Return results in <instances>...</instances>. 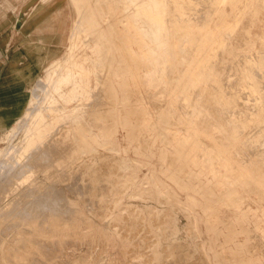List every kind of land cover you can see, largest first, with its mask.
<instances>
[{
	"label": "rangeland",
	"instance_id": "1",
	"mask_svg": "<svg viewBox=\"0 0 264 264\" xmlns=\"http://www.w3.org/2000/svg\"><path fill=\"white\" fill-rule=\"evenodd\" d=\"M101 1L96 2L95 0H93L91 4L92 6L94 5L100 7L102 5L100 4ZM33 2L38 5L37 9L29 14L25 13L26 11H28V9L22 10V5L27 6L28 4ZM83 2H85V0H83ZM83 2L78 1V5L81 9H84V7H87V5L89 4V2L86 1L87 5L85 4L84 6V4L82 5ZM20 3L21 0H12L11 5H19L10 7L6 5L5 0H0V121H5V124L3 126L4 128H8L10 126V129L13 128L16 132L20 131L19 126L22 121H20L19 118L21 116V111L25 106V99L29 96L30 90H34L35 88L36 93L42 92L41 86H38L39 83H36L38 81L35 79L38 76L42 77L43 75H45V73L42 69V66H34L35 59L40 61V59H38L37 57L38 55H41V57L44 56L45 60H48L50 57L49 51L50 49L55 47V43L63 44L66 42L71 22L62 26L63 23L61 22H63V20H60L59 11L65 13L64 15H62V18L65 21H68L69 18L72 17L69 7L73 5L68 0H29L28 3L24 2V4L22 5ZM55 6L57 7L54 9V11H50L46 22H50L51 15H56L51 25L56 26L57 28L53 29L48 27H37V29L35 30L37 19ZM244 6L245 2L243 1L241 9H243ZM244 17H242L240 20L241 28L238 24V28H236V30L238 29L239 31H236L231 39H234L233 41H235L236 47L239 48L245 47V30L247 29V27L251 26L252 21L250 15H246ZM247 18H250L248 19V22ZM245 25L247 26L245 27V29H243V26ZM14 26H17L18 30L14 31ZM256 32L260 31L256 30ZM41 39L44 40L45 47L43 49L37 46L38 44H41ZM232 45H234V42L232 43ZM101 51L103 56L105 50L102 49ZM227 55L229 54H224L225 57H228ZM110 56L111 55L104 57L105 59H109ZM105 64L106 65L101 66L102 70L100 68L98 71V75H102L101 77L104 79V83L98 81L97 84L92 88L90 94L87 95L84 100H77V106H75V108L65 111V113L58 121V126H56L48 136L49 139L47 138L46 141L48 143L49 151L46 157L47 159L49 158V161H46H48L49 164L48 162H44L45 164H34V166L32 165L33 167L30 166V170H27L26 176L24 178L27 180V182H25L24 179L19 181L18 186L20 188H28L32 185L33 181H41V184L39 182L37 183V185H41L40 187L39 185L37 186L40 191L43 188L42 184L44 186L47 183L49 184L47 185L48 188L46 186H44V188L49 189V186L52 185V188L55 185L57 186V188H59V190H56L57 188L53 187L54 189L52 188V190H50V188L47 194V190L44 191L45 194L41 193L40 195H38V198L39 200L40 198L43 199L42 201L44 202L46 199L47 200L45 203H40L42 202L40 200V205H37L39 208H33L32 211L28 208L29 206L27 205V208L23 209V211H26V213H29V215L22 212L21 214L25 215L21 216V218L20 215H17L18 218H16L17 216H13L10 218V221L12 222H9V220L7 221L10 225L6 223L5 226H0V239L2 238V240H0V257H2L3 261L1 260V258L0 260L4 264H14L13 261L15 260L16 263L19 260L23 261L20 263L18 262L19 264H35L36 262L38 264L44 262L46 264H174L175 262H178V259L180 261L177 264H185L186 262V264H207L206 262H209L208 264H264V239L261 235H259V231L255 228L254 221L250 217L251 210H258L259 213H264V195L261 193V189L253 186V184H251L250 188L248 187L249 193H252V195L242 196L240 201L241 213L238 218L235 219V216H233V214L228 210L227 207V210L224 213L226 215L221 218L222 220L216 222L217 231L214 236L211 237L209 233V225L213 223V221H208L204 218V215L207 212H210V209L215 204H217L218 201H226V195H223V189L225 188L223 187L217 194H214V192L211 191L212 188L210 189V187L208 186V182H206V180H203V191L201 193L197 192L196 196L198 197V201L193 202L191 195L182 187V183L187 178V180H190L191 182H195L197 184H200L201 180L190 173L189 167L187 165L182 168L179 176L177 175L178 177L171 175L170 170H172L177 163L176 159H174L176 158V153L169 148L171 133H173L179 126H181L180 116L176 111H173L171 109L169 103V94L173 87L164 86L163 84H154L152 86L145 85L137 91H134L133 89L132 91L130 89H127L125 94L126 97L119 100L117 104V110L114 111L113 106L115 105L111 93L107 94L108 85H110L109 78L112 76L111 68L109 64ZM32 67V76H28L24 79L17 78V75H19V73L28 74ZM222 67H224L223 64L220 65V69L218 65L219 70H222ZM229 71L233 72L232 70ZM262 83L264 88V77ZM102 84L105 86V95H101V98L99 97L100 95H98L99 99H96L98 98L97 93L100 91L99 89L103 88ZM195 92L194 95H197V92ZM182 98L184 99L183 95H180L179 101H183ZM250 98L253 99L252 96H250ZM95 101L97 102V104L95 103ZM98 101L100 102L98 103ZM88 102L92 103L89 104ZM93 102L95 105L93 104ZM203 102V104H207L206 106L203 105L204 110L201 113L203 115L200 114L197 116L198 124H200L201 126H205V122L213 123L214 121L212 120H215L216 122L217 119L215 118V110L213 109V111L212 107H209L211 105H208V101ZM252 102L255 101L249 100L250 105L254 104ZM81 104L83 105L80 106ZM155 104L157 108L155 107ZM158 104H161L160 107H158ZM103 105L104 107H102ZM94 106H97V108H95V113L93 111ZM138 107H140V109H138L136 112L135 108L137 109ZM100 108H102L103 110ZM208 108H210L211 111ZM141 109L146 110L145 115L141 111ZM97 113H99L101 117L97 118ZM161 113H169L167 122L160 121L158 115ZM213 114L215 115V117ZM142 115H144L146 118H149L148 128L141 127ZM208 116L210 118L212 116L213 119L208 118ZM88 117H90V119ZM81 118L84 119H82L81 121ZM171 120H173V122H171ZM175 122H177L178 124ZM83 125H86L87 129L91 130V132L89 131L88 133H86V136L84 137V141H86V143L84 145H81L79 144V138L77 136L79 134L80 128ZM251 125L252 127H250ZM253 125L255 124L250 123L247 127L256 130V127ZM210 128H212L213 130ZM250 128H246L247 134H249L250 132H254H252ZM206 129L207 131L204 132V135L202 134L200 137L201 150L199 151V154L200 158L203 160V163L208 162L207 152L213 147V143L210 142V139L208 137V132L211 130L215 132L214 134L217 136L221 134L220 130L214 126L212 127L208 125ZM2 131V127L0 126V148L7 145L9 141V138L7 137L8 132L3 133ZM53 133H55V136H52ZM183 134H188V132L186 133V130H184ZM58 135L60 136V140L59 137H57ZM18 136L20 135H17L16 138ZM154 136L160 142L158 143V145L163 149V158H161L160 156L158 157V155L154 154L152 151ZM53 137H57L58 139H54ZM90 137H92V139ZM242 141H240L238 143V147L236 146L235 148L237 154L245 159V162L247 163L254 160L250 163V165H253L252 171L258 173V169H260V172L264 174V159H262L261 156L257 155V150L259 151L261 148L259 147L260 145L254 144L255 146H253V144L247 142V140ZM245 142L248 144H245ZM56 144L57 148L61 149L55 148L56 146L54 145ZM246 145L247 147H245ZM76 146L78 147L76 148ZM41 147L44 148L43 145L39 148L41 149ZM249 147L253 148L251 149L253 150L251 153L249 151ZM40 149L32 148L31 151L33 150V153L29 151L27 154L28 156L25 157L24 160H29L31 154H36L35 151L38 154V152H40ZM242 150L243 152H241ZM256 159L257 161H255ZM212 160L214 163H217L218 156L214 157ZM83 161L85 162V164L83 163ZM112 163V167L114 166V168L110 166V164ZM114 163L116 164V166ZM107 166H109L110 168ZM258 166L259 168H257ZM58 167L60 168V170L58 169ZM107 168H109V171L112 169V172H109ZM54 169L55 172H53ZM61 169L63 171L67 169V171L71 173L69 174L67 171H65V173L63 172L64 174H62ZM120 170L122 174H119L121 173ZM72 171H74V173H76L78 176L76 174L74 176V173L72 174ZM92 172L95 175L96 173L97 175L100 172L101 173L100 175H98V177H96L97 175H93L92 178ZM57 174H60V178ZM65 174H69L70 176L73 175L74 178H69L70 176L68 175L66 179ZM80 174L81 177H79ZM56 175L59 179L55 178ZM89 175L90 177L88 179ZM99 176L102 178H99ZM85 178L87 179V181ZM56 180H59L58 183ZM91 180H94V182H91ZM100 180H102V184H100ZM82 181L84 184H81ZM86 183L89 185V187L88 185H86ZM105 183L107 184V186L110 185V187H108L109 189L106 188L107 186H105ZM91 185L92 187H90ZM97 185L99 188L97 187ZM79 187L81 190L79 189ZM91 188H93V192H91ZM61 189L62 192H60ZM104 189H108L109 191H106ZM43 190L45 189H42V192ZM54 190H56V192L58 191L57 193L60 192L62 195L60 196V194H58V196H60V198L63 196V199H59V197L56 196L57 193ZM87 190L90 192L88 193ZM104 191H106L107 194ZM53 193L55 194L56 198ZM43 194L47 196H44ZM48 194H50V196L52 194V196L50 197ZM85 195L88 198H86ZM82 196L84 199L86 198V201L82 198ZM92 197L96 198L97 200L93 199L95 201L94 202L93 200H91ZM151 197L154 199H152ZM23 198L25 201H31L33 200L34 196L29 195L28 193L27 196L23 195ZM48 198H51L50 200L52 202H50V200L48 201ZM170 198L173 199V201L175 200V202H172ZM57 199H59L57 201L58 203H56L55 201ZM61 200L63 202L68 201V203H63ZM87 200H91V202H88L89 204L91 203L93 205H87ZM102 200L105 203L101 202ZM55 203L58 207L60 206L59 208L63 206V210L59 209L55 205V207L52 209L53 212L51 211V214L50 209L54 206L53 204ZM96 203H98V206L96 205ZM50 204L53 206H51ZM69 205H71V207L75 210L72 211V208L69 207ZM225 205L229 206L228 204ZM48 206L51 208L49 209ZM92 206L93 208L91 209ZM68 207L71 209H69ZM55 208L57 209L55 210ZM34 209L37 211V213L43 212L41 211V209H45L44 214H47H45L46 216H44V214L42 213L43 215L41 217V213H35ZM58 211H62V213L60 212V216L57 214L59 213ZM67 212L69 213V215ZM26 215H28V217ZM33 215L41 217L40 220H43L44 223L43 221L39 222V218L34 217ZM64 215L68 217H64ZM31 216H33V219L29 218ZM211 216L212 219H215L214 214H212ZM68 220H70V222ZM15 222H17L18 224H16ZM12 223L13 225H11ZM235 224L241 225L244 228L245 234L242 236V239H240V242L238 243L239 247H237L234 253H230L227 250L228 243L226 232ZM24 225H26L27 229H30H25ZM40 225H46L48 227L50 226L51 229L50 227L49 229L48 227L46 229V226L43 228V226L41 227ZM39 227L42 228L44 233L41 232V229H39ZM3 228H5V230ZM35 228H38L39 231ZM167 228L168 231H166ZM2 229L5 232L1 231ZM45 229L49 232H47ZM29 230L31 232H29ZM163 232L166 233L164 234ZM31 235L38 237L36 239ZM11 238H13V240ZM259 239L261 240L260 242ZM47 240L51 242L52 247L49 248L51 244L48 243ZM257 241L259 244L257 243ZM47 243L49 244V246L47 245ZM173 243H177L180 246L181 243H183L181 248H179L180 246L177 245V250L180 251L183 248L186 249H183L181 251L185 256L182 255L181 252L178 251V253L175 250L176 244L174 245ZM185 243H187L188 245H185ZM55 244L58 245L56 246ZM43 245L48 247L49 250L45 248V246L43 247ZM9 246H11V248H9ZM171 246L175 248L173 249V247ZM55 247H57L59 251H56ZM201 248L204 250L207 256V258L204 257L206 258L205 262V259L203 260V256L205 255ZM11 249L14 251V254L9 251ZM169 249H173V251H169ZM45 250L47 251L45 252ZM51 250L53 251V253ZM50 251L51 254L49 253ZM55 252L57 253L55 254ZM176 253H178L179 255L177 256ZM7 254L9 256H12H10V258L9 256L8 258H6ZM30 255H33V257H30ZM176 256L178 259L174 258ZM183 256L184 258H182ZM36 257L40 258V260H43V262ZM185 257L186 260L184 262L183 259H185ZM29 258L31 259V262L29 261ZM32 258H34V260ZM7 259L9 260V262L11 261V263H9ZM36 259L41 263H39L38 261L35 262ZM181 261H183L184 263ZM2 262L0 264H2Z\"/></svg>",
	"mask_w": 264,
	"mask_h": 264
},
{
	"label": "bare ground",
	"instance_id": "2",
	"mask_svg": "<svg viewBox=\"0 0 264 264\" xmlns=\"http://www.w3.org/2000/svg\"><path fill=\"white\" fill-rule=\"evenodd\" d=\"M28 1L29 0H24V1L21 0L20 4L22 5L24 4V2L28 3ZM68 1L73 4L71 7H69L71 10L72 17H70L68 21H65L62 18V15H64L65 13L59 11L60 20H63V22H61L63 23L62 26L71 22L69 26L66 42L63 44L55 43V47L50 49L49 51L50 57L48 60H45L44 56L41 57V55H38L37 57L38 59H40V61L35 59L34 66H42V69L44 70L45 73V75H43L42 77L38 76L35 79L38 81L36 83H39V85L38 84L37 85L41 86L42 92L36 93L35 88L33 87L34 90H30L29 96L26 97L25 106L22 109L21 116L19 118V120L22 121L19 126L20 131L16 132L13 128L10 129V126L8 128H4L3 126L5 124V121H0V126L2 127L3 130L2 132L3 133L8 132L7 137L9 138L7 145L0 148V226L2 225L5 226L6 223L10 225L9 222H12L10 221L11 220L10 218L13 216L20 215V218L21 216H24L25 214L22 215L21 213L24 212L23 209L27 208V205L29 206L28 208L31 210L33 208L38 207L37 205H40L39 204L40 200L41 201L43 200L41 198L39 200L38 195H40L41 193L45 194L44 191L46 190H47L46 194L48 193V190L52 186V185L49 186L50 188L47 189L48 188L47 185H49L48 183L44 185L47 188H44L42 184L43 187L42 189H45L42 192V189L40 191L39 188L37 187L38 185L39 187L41 186L40 185L41 181L40 182L33 181L32 185L28 187L29 189L27 187L20 188L18 186L19 181L25 178L26 172L30 168V166L32 165L34 166V164L37 165L43 164L44 162L49 161V158L47 159L46 157L49 151L48 143L46 141L48 136L50 135L52 130L56 126H58L57 125L58 121L61 118V116L65 113V111L72 110V108H75V106H77L76 104L77 100H81V101L84 100L87 97V95L90 94L92 88L97 84L98 81L104 83V79L101 77L102 75L101 76L98 75L99 74L98 71L101 68V66L106 65L105 63H107L110 65L111 74H112V76L109 78L110 85H108L107 94L111 93L115 105L113 106L114 111L117 110V104L119 100L124 99L126 97L125 94L127 89H130L131 91L132 89L134 91H137L145 85L152 86L154 84H163L164 86L173 87V89L169 94V103L171 109L173 111H176L180 116L181 126H179L173 133H171V141L169 148L176 153V158L174 157L173 158L176 159L177 163L175 167L172 170H170V173L172 176H177V175L179 176V173L181 172L182 168L187 165L189 167L190 173L201 180V183L197 184L195 182H191L190 180H187L188 179L187 178L182 183V187L186 191H188V193L191 195L193 202L198 201V197L196 196L197 192L201 193L203 191L202 189L203 180H206V182H208L209 184L208 186L210 187V189L212 188L211 191L214 192V194H217L223 187L225 188L223 189L224 190L223 195H226L225 197L226 201L225 202L218 201L217 204H215L210 209L211 211L207 212L204 215L205 219H207L208 221H213V223L209 225V233L210 236L213 237L217 231L216 222L222 220L221 218L224 215H226L224 213L227 210L226 209L227 207L228 210L233 214V216H235V219L240 216L241 198L243 195H249V196L252 195V193H249V188L251 187V184H253V186L255 187L260 188L261 190L260 189L259 190L264 195V174L260 172V169H258L259 170L258 173L253 172L252 171L253 165H250V163L253 162L254 160L252 159L253 161L249 163L245 162L246 160L243 159L241 156H239L235 150L236 146L238 147V143L240 141L247 140V142L252 143L253 146L257 144L260 145L259 146L261 147L260 150L259 151L257 150L259 148L256 149L258 152L257 155L261 156V158L264 159V88L262 83L264 77V0H102V1L95 0L96 2L101 1L100 4L102 5L101 6L99 5L100 7L94 5L92 6L91 2L93 0H85V2H83V0H68ZM78 1H82L83 2L82 5L84 4V6L86 4V1H88L89 4L88 5L86 4L87 5V7L85 6L86 8L84 7V9L83 8L81 9L78 5ZM243 1L245 2V6L243 9H241V5ZM5 3L7 6L10 7H15L19 5V4L11 5L12 0H5ZM37 7L38 5L35 2H33L28 4L27 6L22 5V10L28 9V11H26L25 13L29 14L35 11ZM56 7L57 6H55L52 9H49L46 13H44L42 16H40L37 19L35 30L37 29V27H48L53 29L57 28L56 26L51 25L56 15H51L50 22H46L50 14V11L51 12L54 11ZM246 15H250L252 18L251 26L247 27V29L245 30V34H246L245 35L246 44L244 43L245 47L239 48L236 47L235 41H233L234 39L233 40L231 39L234 33L236 31H239L238 29L236 30V28H238V24L239 26L241 25L240 24L241 18ZM248 19L250 18H247V22ZM246 26L247 25L243 26L244 27L243 29H245ZM17 28H18L17 26H14L13 30L14 31L18 30ZM255 29L259 30L260 32H256ZM254 30H255V34H254ZM40 41L41 44H38L37 46L43 49L45 47L44 40L41 39ZM232 41L234 42L235 46L232 45L233 43ZM102 49L105 50L103 56L101 51ZM227 53L229 55H227L228 57H225L224 54ZM108 55H111L110 58L105 59L104 56H108ZM221 64H223L224 67H222L223 68L222 70H219ZM218 65H219V69H218ZM32 70L33 67L28 74L19 73V75H17L18 76L17 78L24 79L28 76H32L31 75ZM229 70H232L233 72H230ZM104 87L105 86L103 85V88L99 89L100 91L97 93V97L98 95H100L99 97L101 98V95L102 96L105 95L104 92L106 91ZM195 91L197 92V95L196 94L194 95ZM180 95H183L184 97V99L182 98L183 101H179ZM250 96H252L254 100L250 98ZM99 97L96 99H99ZM249 100L255 101L252 102L254 104L250 105ZM203 101H208V105H211L209 107H212V110L213 109L215 110L214 113H216V117L213 114L214 117L217 118L216 122L215 120H212L214 121L213 123L205 122L206 124V125L204 124L205 126L203 125L201 126L200 124H198V119H197V116L200 115L204 110L203 105L205 106L207 105V104H203L204 103ZM99 102L100 101H98V103ZM88 103L90 104L92 102H88ZM95 103L97 104L96 101ZM161 104H158V107H160ZM82 105L83 104H81L80 106ZM102 107H104V105ZM237 107L243 109L240 108L238 109ZM95 108H97V106L96 107L94 106V110H93L94 113H95ZM138 109H140V107H138L137 109L135 108V111L137 112ZM141 111L144 113V115L146 114V110L141 109ZM99 113L96 114L98 115L97 118L101 117ZM144 115H142L141 127L148 128L149 118H146ZM168 115L169 113H161L158 115V118L160 119L161 122H167ZM88 118L90 119V117ZM208 118L210 117L208 116ZM82 119L84 118H81V121ZM171 122H173V120H171ZM250 123L255 124L253 126L256 127L255 128L256 130L250 128L252 127V125L250 127H247ZM208 125L218 128L221 134L217 136L214 134L215 132L211 130L208 132V137L210 139V142L213 143L212 145L213 147L207 152L208 162L203 163V160L200 158V154H199V151L201 150L200 137L204 132L207 131L206 127ZM246 128H250V130L254 132L253 133L250 132L249 134H247ZM184 130H186V133L188 132V134H183ZM89 131L91 132V130L87 129L86 125H83L80 128L79 134L77 136L79 138L78 140L79 144L84 145L86 143V141H84V137L86 136V133H88ZM55 133H53L52 136H55L54 135ZM17 135L20 136L16 138ZM57 137H59L60 140V136L58 135ZM57 137H53V138L55 139ZM90 138L92 139V137ZM158 143L160 142L154 136L152 151L154 154H157L158 157L160 156L161 158H163L164 155L163 149L161 146L158 145ZM245 144L248 143L245 142ZM42 145L44 146V148L41 147L40 149L39 147ZM54 146H56L55 148H57V144ZM77 147L78 146H76V148ZM245 147H247V145ZM32 148L40 149V152H38L37 154V152L35 151L36 154H31L29 160L25 161L24 158L28 156L27 154L29 151H31ZM249 148H250L249 151L251 153L253 151L251 149L253 148L251 147ZM57 149H61V148H57ZM31 152L33 153V150ZM241 152H243V150ZM217 156H218V161L217 163H214L212 159ZM255 161H257V159ZM83 163L85 164L84 161ZM112 165L113 163L110 164L111 167ZM109 168H107V170ZM112 168H114V166ZM257 168H259V166ZM58 169L60 170L59 167ZM67 169L65 171H67ZM65 171L62 170L61 173L64 174ZM110 171L112 172V169ZM53 172H55V169ZM73 173L74 171H72V174ZM100 173L98 175H100ZM60 174L57 175L59 176ZM69 174L67 175L65 174L66 179ZM75 174L76 173H74L73 175L75 176ZM91 174L93 178V175L95 174H93V172ZM119 174H122V172ZM57 175L55 176V178H58ZM73 175L72 176L69 175L70 176L69 178L72 177L74 178ZM98 175L96 177H98ZM79 177H81V174ZM89 177L90 175L88 176V179ZM99 178L102 177L99 176ZM24 180L25 182H27L26 179ZM102 180H100L101 181L100 184L103 183ZM56 181L58 183L59 180ZM38 182L40 184L37 185ZM91 182H94V180H91ZM87 183L86 185H88ZM81 184H84L83 181ZM92 185L90 187H92ZM105 186H107V184ZM53 187L57 188V186L55 185ZM108 187H110V185L107 186L106 188ZM52 188L50 190H52ZM92 189L93 188H91V192H93ZM56 190H59V188H57ZM56 190L54 191L56 192ZM60 192H62V189L60 190ZM60 192L57 193L56 196L59 197V199H63V196L60 198V196L62 195ZM89 192L90 191H88V193ZM28 193L29 195L34 196L33 200L31 201L24 200L23 195L27 196ZM58 194H60V196H58ZM48 195L50 196V194ZM50 199L48 198V201ZM59 199L55 200L56 203H58L57 201ZM93 199L97 200L96 198L92 197L91 200ZM91 200H87L86 202L87 205L89 204L88 201L91 202ZM171 201L175 202V200L173 201V199H171ZM43 202L44 201L40 203ZM50 202L52 201L50 200ZM101 202L104 201L102 200ZM56 203L53 204L54 206L51 205L52 203L50 204L51 206H53L52 208L48 206L49 209L51 208L50 212L55 207ZM66 203H68V201ZM225 204H228L229 206ZM90 205L93 204L90 203L89 206ZM96 205L98 206V203H96ZM69 207H71V205H69ZM62 208L63 206H61V208L59 209ZM92 208L93 206L91 207V209ZM94 208H98V207H94ZM42 209L41 211L43 212H38L39 214L41 213L40 215L41 217L44 214V210H45ZM56 209L57 208H55V210ZM71 210L74 211L75 209L72 208ZM58 212L59 213L57 214L60 216V212L62 213V211H58ZM24 213H26V211ZM35 213H37L36 210ZM26 214L29 215V213ZM45 214L44 216H46ZM212 214H214L215 219H212L211 216ZM28 215L26 216L28 217ZM66 215H64V217ZM33 216L29 218H32ZM34 217H38L39 222L43 221L40 220L41 217L39 216H34ZM250 217L254 221L255 228L259 231V235H261L262 238L264 239V213H259L258 210H251ZM16 218H18V216ZM8 220L9 222H7ZM68 221L70 222V220ZM17 222L15 223L18 224L19 222L18 223ZM13 223L11 225H13ZM167 223H171V222H167ZM24 226L25 229H27L26 225ZM45 226L46 225H44L43 228ZM47 227L48 226H46L45 228L47 229ZM3 229L5 230V228ZM3 229L1 231H4ZM35 229H37L38 231L39 229H41V232H43L42 228L40 227L39 229L38 228ZM166 231H168V228ZM29 232L31 231L29 230ZM244 234H245L244 228L239 224H235L230 229L227 230L226 232L227 243H228L227 250L230 253H234L237 247H239L238 243L240 242V239H242V236ZM32 237L37 239L38 236L37 237L32 236ZM13 238L11 239L13 240ZM0 240H2V238ZM260 241L261 240L259 239V242ZM48 243L51 244L50 241H48ZM48 243L47 245L49 246ZM173 244L174 245L176 244L175 245L176 248L173 246L171 247H173V249L175 248V250L178 252L179 251L177 250L178 244L177 243H173ZM182 244L183 243H181V246ZM186 244L187 243H185V245ZM55 245L57 246L58 244ZM44 246L45 245H43V247ZM181 246L179 248H181ZM50 247H52V244L51 246H49V248ZM9 248H11V246H9ZM45 248L49 250L48 247L45 246ZM55 248L54 249L57 251L58 250L57 247ZM173 249L172 250L169 249V251H173ZM183 249H181L179 252H181ZM201 250L205 255L203 256V260L205 259L204 260L205 262L207 256L202 248ZM9 251H11V253L14 252L12 249ZM46 251L47 250H45V252ZM51 251L49 252L50 254ZM56 253L57 252H55V254ZM178 253H176L177 256L179 255ZM181 254L184 255L182 252ZM8 256L9 255L7 254L6 258H8ZM177 256L174 258L178 259ZM184 256L182 258H184ZM30 257H33V255H30ZM0 258L2 260V257ZM34 258L32 259L34 260ZM37 259L40 260V258ZM37 259L35 260V262L38 261ZM1 260L0 263L3 261ZM30 260L31 259L29 258V261ZM183 260L185 262L186 257ZM40 261L43 262V260ZM179 261L180 260L178 259V262ZM13 262L15 264L16 260ZM18 262L20 263L23 261L19 260ZM18 262L16 264H19ZM9 263H11V261ZM206 263L208 264L209 262ZM2 264L4 263L2 262ZM41 264H46V263L44 262Z\"/></svg>",
	"mask_w": 264,
	"mask_h": 264
}]
</instances>
